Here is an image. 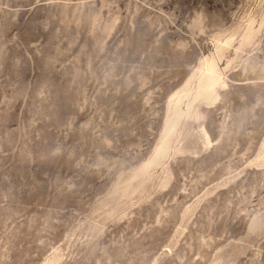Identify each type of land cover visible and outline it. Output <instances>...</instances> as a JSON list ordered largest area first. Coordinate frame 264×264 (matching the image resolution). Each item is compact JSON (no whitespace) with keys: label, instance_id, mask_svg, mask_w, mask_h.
<instances>
[{"label":"rangeland","instance_id":"obj_1","mask_svg":"<svg viewBox=\"0 0 264 264\" xmlns=\"http://www.w3.org/2000/svg\"><path fill=\"white\" fill-rule=\"evenodd\" d=\"M0 264H264V0H0Z\"/></svg>","mask_w":264,"mask_h":264}]
</instances>
